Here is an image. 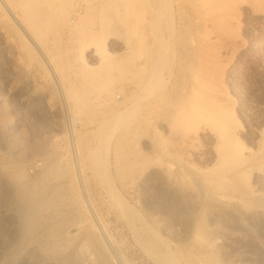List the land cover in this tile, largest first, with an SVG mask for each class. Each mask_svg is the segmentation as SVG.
<instances>
[{
    "label": "rangeland",
    "instance_id": "rangeland-1",
    "mask_svg": "<svg viewBox=\"0 0 264 264\" xmlns=\"http://www.w3.org/2000/svg\"><path fill=\"white\" fill-rule=\"evenodd\" d=\"M18 1L0 0V264H264V0H40V37Z\"/></svg>",
    "mask_w": 264,
    "mask_h": 264
},
{
    "label": "bare ground",
    "instance_id": "bare-ground-1",
    "mask_svg": "<svg viewBox=\"0 0 264 264\" xmlns=\"http://www.w3.org/2000/svg\"><path fill=\"white\" fill-rule=\"evenodd\" d=\"M13 1V0H12ZM42 1V0H41ZM41 1L40 0H21V1H18V2H16V11H15V13H16V15H17V17L19 18V20L21 21V22H24V23H22L23 25H25L24 27L27 29V24H28V27H29V29H27V32H28V34L29 35H31V31L32 32H34V33H36V35H38L39 34V36H37V37H40L41 36V34H43V32H45L46 31V29H49L50 28V26H49V28H46V26L48 27V24H50L49 22H47V24H45L44 23V19H46V17L44 18L43 17V15H45V14H43L42 12H44L45 13V10L44 11H42L41 13L43 14L42 16H41V14L39 15L40 17H41V19H40V17L38 16V12H40V6L42 5L41 4ZM47 1H50V0H47ZM47 1L45 0L44 2L45 3H47ZM58 1H60V0H58ZM57 1V2H58ZM62 1V0H61ZM66 1V0H65ZM43 2V1H42ZM51 2H54V3H52V4H57L56 3V0L55 1H50V2H48L49 3V6L51 5L50 3ZM62 2H64V1H62ZM65 3V2H64ZM14 5H15V3H14ZM13 5V6H14ZM48 5V4H47ZM105 5V4H104ZM46 6V5H45ZM103 6V5H102ZM42 7V6H41ZM52 7H55V6H53L52 5ZM61 7H62V5H61ZM60 7V10L62 11L63 9ZM92 7V6H91ZM94 7V6H93ZM92 7V8H93ZM105 7V6H104ZM102 8L103 7H101V10H102ZM48 9H50V8H48ZM51 9H53V8H51ZM49 10V13H50V11L51 12H53L52 10ZM56 9V8H55ZM89 10H90V8H88ZM93 9H95V8H93ZM104 9V8H103ZM46 10H47V8H46ZM86 10V9H85ZM96 10V9H95ZM103 11V10H102ZM102 11H100V13H101V16H103V14L104 13H107V9H106V12H102ZM48 12V11H47ZM87 12H88V10H87ZM94 12V11H93ZM109 12V11H108ZM48 14V13H47ZM109 13H107V15H108ZM50 15H52V14H50ZM77 15H78V13H77ZM105 15V14H104ZM107 15H106V18L109 20V23L111 22L110 21V15H109V17H107ZM48 16V15H47ZM58 16V15H57ZM85 16V15H84ZM92 16V15H91ZM42 17H43V19H42ZM79 17H80V15H79ZM83 17V16H82ZM90 17V16H89ZM105 17V16H104ZM84 18H86V17H84ZM58 19V18H57ZM82 19L83 18H81V22H82ZM101 19V18H100ZM105 19V18H104ZM103 18H102V21L101 22H103V24H105L106 23V25H104V27H103V25L101 26V30H103L104 31V29H105V26L107 27V22H108V20L106 21V19L104 20ZM40 20H42V22L44 23V24H42V22L40 21ZM44 20V21H43ZM49 20V19H48ZM48 20H46V21H48ZM55 20V19H54ZM78 20V19H77ZM80 20V19H79ZM78 20V21H79ZM84 20V19H83ZM93 20V19H92ZM91 20V21H92ZM104 20V21H103ZM113 20V19H112ZM88 20H87V18H86V20H85V22L88 24V22H87ZM106 21V22H105ZM95 22V21H94ZM25 23H27V24H25ZM93 23V22H92ZM52 24H54V23H52ZM75 24H77V23H75ZM82 24H83V22H82ZM82 24H80L81 25V27L82 26H84V25H82ZM51 25V24H50ZM79 25V24H78ZM90 26V25H89ZM89 26H86V27H88L89 28ZM79 27V26H78ZM92 27H93V24H92ZM104 29H103V28ZM53 28V27H52ZM85 28V27H84ZM88 28H86V29H83L85 32H86V36H89L88 34H89V30L88 31H86ZM93 28H95V27H93ZM109 28V27H108ZM90 29H91V32H90V34H93V30H92V28L90 27ZM31 30V31H30ZM45 30V31H44ZM52 30V29H51ZM53 31V30H52ZM52 31H51V33H52ZM78 31V30H77ZM84 31H82L81 30V33L83 34H85V32ZM97 31V30H96ZM102 31V36L103 35H105V34H107V31L106 32H103ZM109 31V30H108ZM47 32V31H46ZM33 33V34H34ZM55 33V32H54ZM95 34H96V32H94ZM56 34V33H55ZM82 35V36H85V35ZM95 34H93V36H95L96 38H97V35H95ZM98 34V33H97ZM35 35V34H34ZM44 35H47V34H45L44 33ZM52 35V34H51ZM77 36V35H76ZM79 36V35H78ZM81 36V35H80ZM81 36V37H82ZM85 36V37H86ZM93 36H91V38L90 39H92V41L90 42V43H92L96 38L94 37L93 38ZM35 36H33V38H34ZM36 37V38H37ZM85 37H84V39H85ZM90 37V36H89ZM88 37V38H89ZM99 37H100V35H99ZM46 38V37H45ZM54 38V37H53ZM80 38V37H79ZM88 38H86L87 40H88ZM40 39H42V38H39L38 40L40 41ZM61 39V38H60ZM69 39V38H68ZM94 39V40H93ZM102 39V38H101ZM36 40V39H35ZM46 40V39H45ZM75 40H78L77 38L75 39ZM82 40V41H81ZM103 40V39H102ZM42 41V40H41ZM80 41L81 42H83V37H82V39H80ZM86 41V40H85ZM48 42V41H47ZM98 41L97 40H95V43H97ZM101 42V41H100ZM43 43H45V41H43ZM89 43V42H88ZM89 43V44H90ZM47 44V43H46ZM86 44H87V42H86ZM89 44H87V45H89ZM99 45V44H98ZM80 46H82V45H80ZM85 47H87L86 45H85ZM76 48V47H75ZM81 48V47H80ZM82 49V48H81ZM75 50V49H74ZM78 50V49H77ZM77 50L76 51H71V52H73L74 54H75V52H77ZM87 73V72H86ZM228 124V123H227ZM11 179V178H10ZM35 194V193H34ZM37 194V193H36ZM35 194V195H36ZM39 195V194H38ZM37 196V195H36ZM29 206L28 207H25L24 209H25V212H24V214H23V218H24V221H25V225H24V227H21L22 228V230H23V235L21 236L22 238H23V236L25 235V232H29V231H31L32 230V228H30L31 230H28L29 229V226L30 225H32L33 223L32 222H34V220L38 217V214H39V207H38V202H33V203H30V204H28ZM22 216V215H21ZM41 216V215H40ZM22 218V217H21ZM39 218V217H38ZM35 223V222H34ZM33 226V225H32ZM60 240H58V239H56V240H54L52 243V245H50V247L48 248V251L51 253V257H54V259L55 260H58L59 258H64V260H65V256H64V253H63V249H61V246H60ZM69 246V245H68ZM64 248V247H63ZM65 249V248H64ZM46 252V251H45ZM50 253H48L47 252V254H50ZM67 253V252H66ZM53 255V256H52ZM49 257H50V255H49ZM48 257V258H49ZM58 258V259H57ZM67 258V257H66ZM53 259V258H52ZM49 260V259H48ZM60 260H62V259H60ZM50 261V260H49ZM50 263V262H49Z\"/></svg>",
    "mask_w": 264,
    "mask_h": 264
}]
</instances>
